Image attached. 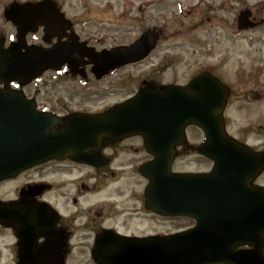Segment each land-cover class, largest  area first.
<instances>
[{"label": "water", "instance_id": "obj_1", "mask_svg": "<svg viewBox=\"0 0 264 264\" xmlns=\"http://www.w3.org/2000/svg\"><path fill=\"white\" fill-rule=\"evenodd\" d=\"M59 16L50 0L12 3L5 11L17 26V35L8 47L0 37V85H4L0 87V180L50 158L94 161L106 141L141 135L153 155L140 167L150 181L147 208L191 217L195 224L174 234L122 237L114 243L103 236L93 250L94 260L99 264H264V187L252 183L264 169V149L253 151L227 134L223 111L229 88L203 72L186 87L169 85L161 92L147 84L132 98L99 114L56 119L30 111L33 102L8 83H30L44 70L59 69L66 62L74 68V53L87 56L93 63L91 71L100 78L143 58L154 45L149 33L129 47L101 52L74 42H57L45 50L26 44V34L40 25L47 34L59 36ZM249 16L248 10L239 14V29L255 25ZM190 124L204 133L198 152L213 161L208 173L171 172L175 146L185 141ZM9 212L8 206L0 205V221L7 220ZM20 243L22 260L31 261L27 256L31 243L25 239ZM48 262L36 260V264Z\"/></svg>", "mask_w": 264, "mask_h": 264}, {"label": "flooded vegetation", "instance_id": "obj_2", "mask_svg": "<svg viewBox=\"0 0 264 264\" xmlns=\"http://www.w3.org/2000/svg\"><path fill=\"white\" fill-rule=\"evenodd\" d=\"M52 1L62 15L57 20L56 32L59 37H51L45 33L44 27H39L37 32L42 31L44 48L59 40L75 42L82 48L101 51L131 45L148 32L159 38V29L154 24H148L152 12L158 11L159 0H93L92 15L79 18L69 15L63 2ZM97 3L101 4L96 5ZM205 6L208 10L209 7ZM251 19L256 20L252 12ZM157 41L146 57L122 67L137 64L148 58L156 49ZM72 60L76 65L74 73H83L81 67L90 69L92 65L87 56L77 53L72 55ZM118 70L119 68L110 71L105 77L112 76ZM196 75L185 84L177 85L185 87ZM145 81L153 83L159 90L169 85L160 84L152 78H142L137 91ZM115 86L110 84L111 88ZM21 94L35 104L30 110L54 114L57 117L77 112L99 113L113 105L99 109H89L83 105L66 109L60 102V107L54 106L58 104L57 99L39 100L37 91L22 90ZM202 141L201 139L191 142L187 137V140L177 147L175 160L183 154H196L208 160L197 151ZM125 156H134L131 159L132 164L125 161ZM96 157L90 162L69 157L50 158L0 180V186H10V191L0 193V205H6L10 210L7 220L0 221V231H7V235L11 237L9 249L13 264H36L38 257L43 261L49 260L48 264H69L72 259L81 258H88L96 264L92 260L93 250L103 236L104 241L114 243L123 239V236L169 234L192 225L193 220L189 217L162 215L146 207L145 188L148 179L140 174L139 168L153 156L147 150L141 135L106 141L98 149ZM210 167L211 162L207 169L192 172H204ZM129 169L134 170L141 178L138 181L139 189L126 186L124 178ZM181 218L192 223L183 228H163L166 223L173 225ZM26 220L29 225H26ZM24 239L31 243L27 254L32 258L31 261L22 260L20 242Z\"/></svg>", "mask_w": 264, "mask_h": 264}, {"label": "rangeland", "instance_id": "obj_3", "mask_svg": "<svg viewBox=\"0 0 264 264\" xmlns=\"http://www.w3.org/2000/svg\"><path fill=\"white\" fill-rule=\"evenodd\" d=\"M36 1L39 0H0V34L7 41L15 31L4 16L5 8L11 2ZM57 1L63 2L65 10L75 18L92 15L93 0ZM245 8L250 9L258 24L251 29L238 30L236 18ZM148 24H154L160 33L156 49L145 60L121 67L112 76L98 80L86 67H81L82 74L64 73L56 77L54 72L46 73L24 90L39 92L41 101L57 99L58 104L54 106L60 107V102L66 109L81 105L99 109L133 94L142 78H152L160 84H185L192 76L207 70L231 88L224 111L227 132L261 150L264 147V0H159L158 11L152 12ZM35 37L39 40L37 43L45 45L42 31L36 32ZM27 40L29 42V37ZM110 84L116 86L111 88ZM188 139L198 142L202 134L191 126ZM133 157L125 156V161L131 163ZM209 166L210 162L203 157L183 154L175 160L173 170L202 171ZM125 174L126 186L139 189L138 174L130 169ZM256 183L264 185V172ZM8 191L9 185L0 186V193ZM191 223L181 218L173 225L166 223L163 228H183ZM6 232L0 231V264H13L9 249L11 237ZM69 264L93 263L81 258L72 259Z\"/></svg>", "mask_w": 264, "mask_h": 264}]
</instances>
